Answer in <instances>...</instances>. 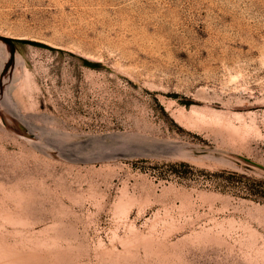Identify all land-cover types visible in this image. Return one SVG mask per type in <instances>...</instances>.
<instances>
[{
    "label": "rangeland",
    "instance_id": "rangeland-1",
    "mask_svg": "<svg viewBox=\"0 0 264 264\" xmlns=\"http://www.w3.org/2000/svg\"><path fill=\"white\" fill-rule=\"evenodd\" d=\"M0 264H264V0H0Z\"/></svg>",
    "mask_w": 264,
    "mask_h": 264
},
{
    "label": "water",
    "instance_id": "water-1",
    "mask_svg": "<svg viewBox=\"0 0 264 264\" xmlns=\"http://www.w3.org/2000/svg\"><path fill=\"white\" fill-rule=\"evenodd\" d=\"M0 45L14 51L18 66H21V67L28 69V67L24 63L23 59L21 58V56L19 55V53L17 52V50L14 47V46H23L22 43H17V42H12V41L0 39Z\"/></svg>",
    "mask_w": 264,
    "mask_h": 264
}]
</instances>
